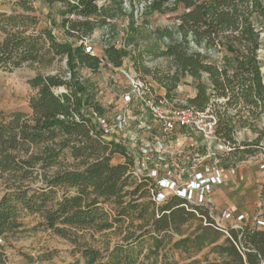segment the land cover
I'll return each mask as SVG.
<instances>
[{"label": "trees", "instance_id": "trees-1", "mask_svg": "<svg viewBox=\"0 0 264 264\" xmlns=\"http://www.w3.org/2000/svg\"><path fill=\"white\" fill-rule=\"evenodd\" d=\"M31 1L16 0L15 5L33 11ZM41 1L47 7L48 23L29 32L9 34L0 44V70L19 67L27 61L49 63L59 56L66 59L68 75L36 74L29 78L34 91L28 100L30 113L15 111L0 118V178L6 183L0 197V238L5 240L21 228L20 214H38V226L60 234L70 228L93 227L101 231L125 219L142 220L143 224L104 252L84 247V264H137L146 239L154 244L149 254H158L162 247L157 264H175L172 251L193 255L210 245L222 258L221 264H264V228L252 227L248 222L237 228H219L207 206L189 203L174 194L156 204L152 199L157 191L155 182L149 177L133 176V161L126 147L104 138L97 128L95 117L106 111L98 100L89 97L87 86L79 80V68L92 72L101 64L119 68L125 58L136 66L142 65L144 56L152 53L114 43L105 44L100 54L86 52L87 39L98 27L119 15H129L122 7L123 0ZM143 1L147 3L146 13L182 9L173 27L157 29L161 36L179 35V39H171L155 53L168 57L169 69L151 72L142 65L143 74L152 73L166 91L163 96H155L170 100L181 80L191 77L196 92L185 106L198 111L209 109L216 118L217 140L231 147L229 151L216 152L220 167L233 168L245 156L263 154L264 144L259 140L235 138L234 121L238 117L237 121L246 123L250 117L264 114V76L257 58L261 29L256 25L264 22L263 2ZM167 3L172 6L167 8ZM55 5L58 9L52 15ZM130 17L133 19L131 13ZM133 23L131 33L135 31ZM53 29L63 38L57 37ZM190 42L206 49H224L227 54L221 63H214L206 54L191 50ZM58 87L62 88L56 93L54 89ZM221 99L222 110L212 109ZM229 108L238 109L232 115ZM245 109L249 114L242 120L241 111ZM116 153L125 160L112 163ZM68 157L73 161L66 162ZM143 197L150 200L137 202ZM106 204L112 206V214L104 208ZM191 221L198 224L190 234L183 235L182 226ZM172 233L181 237L169 242L166 249L163 241ZM2 247L0 244V264H7Z\"/></svg>", "mask_w": 264, "mask_h": 264}, {"label": "rangeland", "instance_id": "rangeland-1", "mask_svg": "<svg viewBox=\"0 0 264 264\" xmlns=\"http://www.w3.org/2000/svg\"><path fill=\"white\" fill-rule=\"evenodd\" d=\"M261 1L264 4V0ZM15 2L16 0H0V44L9 34L24 30L29 32L35 27H39V25L48 23L46 15L47 7L41 0H32L29 3L33 7V11H24L16 6ZM164 6L170 8L172 5L167 3ZM122 7L126 14L129 15H119L109 24L98 27L87 39L92 45L93 50L100 54L103 46L108 43H114L115 45L125 44L129 48L135 47L140 50H151L152 53L150 55L144 56L142 65L149 68L151 72L168 70L170 67L168 57L156 56L155 53L157 49H164L171 42V39H179V35L174 33L171 38L161 36L157 32V29L173 27L177 23L176 16L182 11L181 7L172 11L166 9L163 12L154 11L146 13L148 12L147 3L143 0H123ZM57 9L58 5L52 8V15L55 14ZM130 13L133 15V19L130 17ZM12 16L13 18H11ZM26 16L29 18H25ZM132 22H135V24L133 23L135 31L131 33ZM256 25L261 29L257 58L262 75L264 76V22L262 24L257 22ZM48 26L50 27L49 24ZM53 31L57 37L63 38L60 32L54 29ZM189 46L191 50L206 54L214 63H221L223 56L227 54L224 49H206L198 47L192 42H190ZM44 56L49 57V55ZM65 62V58L58 56L49 63L45 62V60L27 61L19 67H12L7 70L1 69L0 118L15 111L30 113L28 100L34 91L29 86L28 79L36 74L67 76ZM142 65L136 66L129 58H125L122 66L119 68L111 65L104 66L103 64L94 72L85 68H79V80L87 86V93L91 100L93 98L98 100L106 111L104 114H110L120 109L121 96L127 91V79L123 71L147 81L152 88V92H154V96H163L165 94V89L152 78V73L151 75L143 74ZM61 88H55L54 91L59 93ZM195 92L193 79L186 76L171 93L172 98L169 101L177 106H185L187 105L186 100L192 97ZM223 106L224 100L221 99L220 101H216L212 109L217 108L222 110ZM237 109L229 108V112L233 115ZM241 114H243V120L249 113L245 109L241 111ZM132 117L133 120H131L132 123L129 131L133 134L124 133L125 136L122 138L126 140L125 138L131 139L134 136L139 142V138L145 136L144 132H139L136 135L132 130L137 123V118H139L138 112L133 110ZM237 120L238 117H235V138L238 141L250 142L259 140L260 143L264 144V114L250 117L246 123ZM136 140L132 139L129 142L133 144ZM170 140L172 148L170 153H168L169 158L168 156L167 158L169 161L175 162L174 164H183L184 166L191 165L194 162L205 165L214 164V160L208 154L209 151L205 149L206 144L196 134L191 133L185 136L184 132L178 131L170 137ZM215 145V141L210 143L212 148ZM126 147L131 151L136 149V147H131L130 145H126ZM260 159L261 154L256 152L253 156H245L244 160L238 162L235 166L243 165L244 168H256L257 162ZM124 160L125 158L122 155L116 153L113 155L111 162L119 163ZM72 161V158H66V162ZM217 164L220 166L219 162ZM261 186L262 188L260 187L258 196L259 205L256 207L257 209L255 208L253 212H250V217L254 214L264 216V180ZM5 191L6 183L0 178V197ZM255 194L257 195V192ZM148 200H150L149 197H143L138 199L137 202H146ZM226 202L229 203V201ZM104 208L112 214L110 211L112 206L110 204H106ZM40 220L38 214H20L19 222L22 224L21 228L15 231V233L9 234L1 243L3 246L1 252L7 264H84V259L81 256V251L84 247L104 252L114 243L121 242L128 232L135 230L138 225L144 223L142 220L130 221L129 219H125L121 224L101 231L93 227L70 228L67 229L66 233L60 234L52 229L38 226L37 224ZM242 223H238V225ZM197 224V221H191L183 225L181 233L183 235L190 234ZM57 226L62 227L61 225ZM180 237L176 233L169 234L165 237L163 245L167 249L171 245L169 242H173ZM153 245L151 240L146 239L143 254L139 256L137 264L158 263L162 247H159L158 254H149V249L153 248ZM211 249L212 246L210 245L193 255L179 253L178 251H172L170 254L175 264H221L222 258Z\"/></svg>", "mask_w": 264, "mask_h": 264}, {"label": "built area", "instance_id": "built-area-1", "mask_svg": "<svg viewBox=\"0 0 264 264\" xmlns=\"http://www.w3.org/2000/svg\"><path fill=\"white\" fill-rule=\"evenodd\" d=\"M85 50L88 53L94 52L90 42H87ZM123 72L127 79V91L121 96L120 109L96 116L94 121L104 138L114 140L125 147H136L133 151L126 147L133 161L130 172L137 178L149 177L155 182L157 191L152 195L155 203L160 204L168 195L174 194L189 203L207 206L209 216L219 228H226L227 224L239 227L238 223L248 222L252 227L263 229L264 216L235 214L229 209H216L209 203V194L221 185L226 177L224 169L217 164L215 154L231 149L230 145L217 140L216 118L211 111L177 106L165 98H157L147 82ZM133 110L138 112L139 118L132 130L136 135L139 132H144L145 135L139 138V142L134 136L131 139H123L124 133H132L129 128L133 120ZM178 131L184 132L185 136L191 133L199 136L206 144L209 156L214 157V164L194 162L184 166L169 161L168 153L172 148L170 137ZM127 139L137 140L132 144ZM213 141L216 142L214 148L210 146ZM258 164L259 169L264 171V153L261 154ZM228 173L234 175L235 167L229 168ZM2 241L0 238V244Z\"/></svg>", "mask_w": 264, "mask_h": 264}, {"label": "crops", "instance_id": "crops-1", "mask_svg": "<svg viewBox=\"0 0 264 264\" xmlns=\"http://www.w3.org/2000/svg\"><path fill=\"white\" fill-rule=\"evenodd\" d=\"M224 171V182L209 194L210 205L216 209H229L235 214L251 215L250 212L259 205L258 196L264 180V171L259 169V164L252 169L237 165L234 175H230L228 169Z\"/></svg>", "mask_w": 264, "mask_h": 264}]
</instances>
